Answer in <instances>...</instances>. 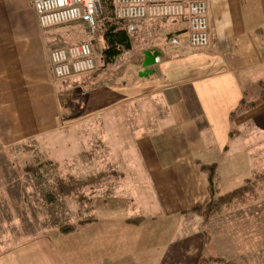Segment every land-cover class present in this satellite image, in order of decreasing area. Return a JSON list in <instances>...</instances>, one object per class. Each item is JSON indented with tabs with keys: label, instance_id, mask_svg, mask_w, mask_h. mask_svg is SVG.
Returning a JSON list of instances; mask_svg holds the SVG:
<instances>
[{
	"label": "crops",
	"instance_id": "1",
	"mask_svg": "<svg viewBox=\"0 0 264 264\" xmlns=\"http://www.w3.org/2000/svg\"><path fill=\"white\" fill-rule=\"evenodd\" d=\"M205 1L206 48L189 45L184 17L125 22L131 49L115 63L58 80L50 52L85 42L84 25L44 30L32 0H0V156L21 147L75 166L91 150L103 157L89 166L107 172L88 223L22 238L12 215H24L17 202L33 192L17 184L32 179L0 157V264H200L210 255L211 224L186 213L209 200L201 166H216L221 194L264 170V0ZM225 181L239 185L223 191Z\"/></svg>",
	"mask_w": 264,
	"mask_h": 264
},
{
	"label": "rangeland",
	"instance_id": "2",
	"mask_svg": "<svg viewBox=\"0 0 264 264\" xmlns=\"http://www.w3.org/2000/svg\"><path fill=\"white\" fill-rule=\"evenodd\" d=\"M103 32L104 27L98 22L97 32L93 39L98 52H101L103 47ZM101 64L100 59L97 58L96 68ZM257 141L264 145V135L258 134ZM84 152L79 157L77 154L74 155L78 159L74 166L73 163L59 165L48 162L42 152L37 150L28 153L24 148L19 147L12 151L13 157L9 152L2 151L0 157L3 160L10 156L17 161L16 175L19 179H22L21 176L32 179L30 183L17 184V190L33 192V198H26L27 203L17 202L18 209L16 210L23 211L24 215L12 216L19 218L24 226H21L18 231L14 230L15 233H22V238L35 236L43 230L50 233L51 229L76 225L81 219L93 218L92 196L107 186L105 182L107 172L104 170L95 171L93 167L89 166L88 159L94 158L95 154L99 153L101 156L102 152L93 153L91 150ZM257 154L264 157V149L257 151ZM32 161L33 163H31ZM2 168L4 171L7 169V172L9 170L5 166ZM259 173L264 175V170ZM99 177L103 178L101 182L92 181ZM57 180L62 183L64 190L62 194L56 191ZM237 185L239 183L232 184L225 181L221 183V186L219 185V188L227 191ZM2 210L3 212L7 211ZM196 216L202 221L200 216ZM208 224H211L209 226V248L213 252L209 256L223 259L214 264H264V179L263 183L246 201L235 202L224 207L221 213L211 218L206 225ZM5 228L3 225V242H7L10 238L9 235L4 234L6 233Z\"/></svg>",
	"mask_w": 264,
	"mask_h": 264
},
{
	"label": "built area",
	"instance_id": "3",
	"mask_svg": "<svg viewBox=\"0 0 264 264\" xmlns=\"http://www.w3.org/2000/svg\"><path fill=\"white\" fill-rule=\"evenodd\" d=\"M41 29L82 23L87 40L59 46L50 52L52 74L63 80L96 70L99 56L93 48L101 15L100 0H32ZM208 7L205 0H114V18L123 22L186 18L189 45L203 49L210 44Z\"/></svg>",
	"mask_w": 264,
	"mask_h": 264
},
{
	"label": "trees",
	"instance_id": "4",
	"mask_svg": "<svg viewBox=\"0 0 264 264\" xmlns=\"http://www.w3.org/2000/svg\"><path fill=\"white\" fill-rule=\"evenodd\" d=\"M100 4L101 15L98 18V22L104 27V32L102 33L103 47L101 49L100 61L103 66H107L115 63L119 56L131 49V41L125 22L116 20L113 16L114 0H100ZM93 72L88 74H92ZM244 106L245 103H241L237 111L244 108ZM234 115L235 114H233L232 117ZM201 170L206 174L209 200L205 204H197L193 206L187 210L186 213H192L200 216L204 226L211 218L221 213L224 207L230 206L235 202L242 203L246 201L251 194H254L255 189L263 183L264 179V175L257 173L256 176L245 180L240 186L221 194L218 192L216 186V166H201ZM102 180L103 178L99 177L92 181L98 183ZM60 182L61 181L57 180L56 191L59 194H62L64 193V190L62 183ZM89 220V218L81 219L76 225L63 226L59 228V231L62 233H70L80 226L88 223ZM222 260L223 259L217 257L203 256L200 258V264H214Z\"/></svg>",
	"mask_w": 264,
	"mask_h": 264
},
{
	"label": "bare ground",
	"instance_id": "5",
	"mask_svg": "<svg viewBox=\"0 0 264 264\" xmlns=\"http://www.w3.org/2000/svg\"><path fill=\"white\" fill-rule=\"evenodd\" d=\"M114 8V7H113ZM114 10V9H113ZM114 16V15H113ZM98 21H99V19H98ZM123 22V21H122ZM127 23V22H126ZM38 24V23H37ZM59 27V26H58ZM40 28V27H39ZM93 48H94V46H93Z\"/></svg>",
	"mask_w": 264,
	"mask_h": 264
}]
</instances>
